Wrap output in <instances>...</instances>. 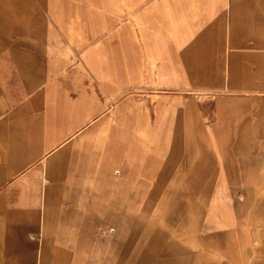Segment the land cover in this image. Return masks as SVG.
Listing matches in <instances>:
<instances>
[{
  "label": "crops",
  "instance_id": "obj_1",
  "mask_svg": "<svg viewBox=\"0 0 264 264\" xmlns=\"http://www.w3.org/2000/svg\"><path fill=\"white\" fill-rule=\"evenodd\" d=\"M210 83L264 148V0H0V264H264V220L197 252L161 198L159 133Z\"/></svg>",
  "mask_w": 264,
  "mask_h": 264
},
{
  "label": "rangeland",
  "instance_id": "obj_2",
  "mask_svg": "<svg viewBox=\"0 0 264 264\" xmlns=\"http://www.w3.org/2000/svg\"><path fill=\"white\" fill-rule=\"evenodd\" d=\"M203 71L199 62L194 73ZM222 90L216 83L178 89L183 103L171 117L175 125L161 130L154 145L160 150L161 186L176 193L161 198L170 202L172 216L197 252L227 250L234 236L242 245L257 220H264V148L257 146L244 114L239 131L223 127L215 104Z\"/></svg>",
  "mask_w": 264,
  "mask_h": 264
}]
</instances>
